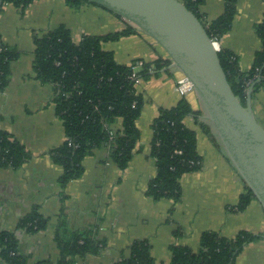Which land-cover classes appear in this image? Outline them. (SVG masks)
Here are the masks:
<instances>
[{
    "label": "crops",
    "instance_id": "1",
    "mask_svg": "<svg viewBox=\"0 0 264 264\" xmlns=\"http://www.w3.org/2000/svg\"><path fill=\"white\" fill-rule=\"evenodd\" d=\"M205 1L200 11L207 22L224 14V0ZM263 18L264 0H238L231 29L220 39L222 50L235 55L242 72L252 68L262 47L256 26ZM60 26L67 27L78 44L84 35L119 32L128 22L95 4L74 9L66 0H37L24 10L7 5L0 12V35L5 44L21 54L12 64L8 87L0 92V131L11 134L30 154L20 169L0 170V229L16 235L27 264H58L61 254L56 234L62 223L68 233L95 229L97 239L105 244L101 254L78 256L75 264H115L122 255L130 257L128 249L138 240H147L154 259L168 264L172 246L197 251L206 231L230 239L247 231L261 236L246 245L236 264H264V210L256 198L241 213L231 210L247 190L246 185L222 149L214 128L204 120L195 92L187 96L179 92L186 78L171 65L139 79L136 85L144 100L137 120L141 137L128 167L119 170L110 159L109 149L103 147L84 159L80 179L65 189L60 187L63 168L54 163L50 151L66 141L65 129L53 103L54 86L37 80L33 71L35 32L43 35ZM137 31L104 43L103 49L113 52L119 65L169 60L156 42ZM183 99L194 112L184 124L196 133L203 167L197 173L183 174L179 203L155 201L146 195L157 174L156 160L151 157L152 125L161 109L174 108ZM252 109L264 126V89L253 94ZM34 207L49 218V224L46 230L30 235L18 225ZM179 230L181 234L176 237ZM0 264H6L1 257Z\"/></svg>",
    "mask_w": 264,
    "mask_h": 264
},
{
    "label": "trees",
    "instance_id": "2",
    "mask_svg": "<svg viewBox=\"0 0 264 264\" xmlns=\"http://www.w3.org/2000/svg\"><path fill=\"white\" fill-rule=\"evenodd\" d=\"M35 1L2 0L1 5L2 9L12 5L24 10ZM180 1L204 24L210 38L220 40L228 33L237 14L238 0H224V14L213 22H207L200 11L205 0ZM66 3L74 9L92 4L87 0H66ZM126 27L104 36L84 35L78 44L65 26L43 35L34 34L33 71L37 80L54 86L53 103L66 134V141L50 151L54 163L63 168L58 180L62 189L84 175V159L103 147L109 149L110 159L119 170L124 171L128 167L141 137L137 120L141 116L144 100L137 93V82L172 64L170 60L160 58L149 63L136 60L131 65H119L114 53L104 50L103 44L138 32L129 22ZM256 31L262 47L256 53L254 65L249 71L240 70L237 58L231 52L221 49L218 53L232 91L245 107L247 91L252 84L261 80L254 87V94L264 89V18L256 26ZM20 55L16 48L5 44L0 35V92L8 87L12 64L18 61ZM137 68H140L138 72ZM193 113L190 103L183 99L174 108L161 109L152 125L151 157L156 160L157 174L150 182L146 195L155 201L168 199L173 200L174 204L179 203L183 174L197 173L203 167L202 157L197 150L196 133L184 124V119ZM119 123V128H116ZM29 157L30 154L20 142L8 132L0 131V170H18ZM254 197L247 188L231 210L235 213L245 211ZM173 210L174 207L170 213ZM48 224L49 218L34 207L20 220L18 228L33 235L46 230ZM180 234V230L175 233L176 237ZM96 235L95 229L68 233L62 223L56 234L61 254L58 264H75L78 256L101 254L105 244ZM260 237L247 231L230 239L217 232L206 231L201 236L197 251L172 246V260L168 264H236L246 245ZM150 249L152 247L147 240L135 241L128 249L130 257L122 255L115 264H167L157 262ZM0 257L6 264H27V257L19 251L16 235L1 229Z\"/></svg>",
    "mask_w": 264,
    "mask_h": 264
},
{
    "label": "water",
    "instance_id": "3",
    "mask_svg": "<svg viewBox=\"0 0 264 264\" xmlns=\"http://www.w3.org/2000/svg\"><path fill=\"white\" fill-rule=\"evenodd\" d=\"M126 20L156 42L193 86L208 121L239 176L264 210V126L232 91L204 24L180 0H87ZM0 0V12L2 9Z\"/></svg>",
    "mask_w": 264,
    "mask_h": 264
},
{
    "label": "built area",
    "instance_id": "4",
    "mask_svg": "<svg viewBox=\"0 0 264 264\" xmlns=\"http://www.w3.org/2000/svg\"><path fill=\"white\" fill-rule=\"evenodd\" d=\"M211 42H212V45H213L215 51L217 53H220V51L222 49L221 45H220V40L218 38H211ZM178 90L182 96H187V95L195 92L193 84L187 79H185L182 83H180Z\"/></svg>",
    "mask_w": 264,
    "mask_h": 264
}]
</instances>
